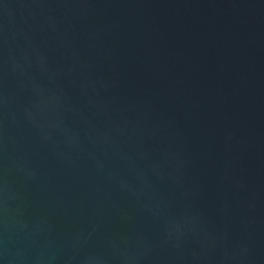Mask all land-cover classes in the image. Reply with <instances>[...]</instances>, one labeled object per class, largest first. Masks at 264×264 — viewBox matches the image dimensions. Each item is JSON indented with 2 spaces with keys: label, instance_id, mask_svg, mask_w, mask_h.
<instances>
[{
  "label": "water",
  "instance_id": "water-1",
  "mask_svg": "<svg viewBox=\"0 0 264 264\" xmlns=\"http://www.w3.org/2000/svg\"><path fill=\"white\" fill-rule=\"evenodd\" d=\"M0 264H264V0H0Z\"/></svg>",
  "mask_w": 264,
  "mask_h": 264
}]
</instances>
